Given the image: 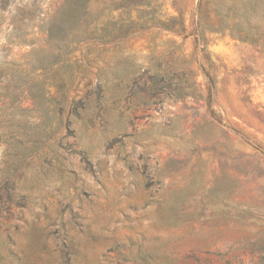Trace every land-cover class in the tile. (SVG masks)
Wrapping results in <instances>:
<instances>
[{
  "label": "rangeland",
  "instance_id": "rangeland-1",
  "mask_svg": "<svg viewBox=\"0 0 264 264\" xmlns=\"http://www.w3.org/2000/svg\"><path fill=\"white\" fill-rule=\"evenodd\" d=\"M0 264H264V0H0Z\"/></svg>",
  "mask_w": 264,
  "mask_h": 264
}]
</instances>
